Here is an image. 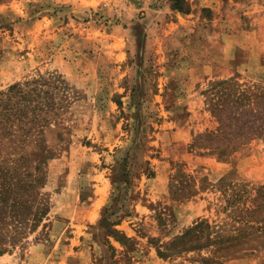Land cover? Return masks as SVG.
<instances>
[{
	"label": "rangeland",
	"instance_id": "obj_1",
	"mask_svg": "<svg viewBox=\"0 0 264 264\" xmlns=\"http://www.w3.org/2000/svg\"><path fill=\"white\" fill-rule=\"evenodd\" d=\"M14 86L0 264H264V0H0Z\"/></svg>",
	"mask_w": 264,
	"mask_h": 264
},
{
	"label": "trees",
	"instance_id": "obj_2",
	"mask_svg": "<svg viewBox=\"0 0 264 264\" xmlns=\"http://www.w3.org/2000/svg\"><path fill=\"white\" fill-rule=\"evenodd\" d=\"M34 93L29 91L24 94V90L20 86L12 87L9 92L0 95V126L6 125V128L12 118H18V114L25 108V101L31 102ZM236 147H232L233 157L238 150ZM230 157V158H231ZM3 178L4 183L2 185L3 192H0V256L9 252L7 243L12 241L16 244L18 241V223L23 224L25 218L21 216V220H18V203L22 204L23 201L18 202L17 198H12L14 191L10 188L14 187V183L17 181L10 174L5 172L4 175H0ZM13 200L12 204L9 202Z\"/></svg>",
	"mask_w": 264,
	"mask_h": 264
},
{
	"label": "crops",
	"instance_id": "obj_3",
	"mask_svg": "<svg viewBox=\"0 0 264 264\" xmlns=\"http://www.w3.org/2000/svg\"><path fill=\"white\" fill-rule=\"evenodd\" d=\"M129 264V263H128Z\"/></svg>",
	"mask_w": 264,
	"mask_h": 264
}]
</instances>
